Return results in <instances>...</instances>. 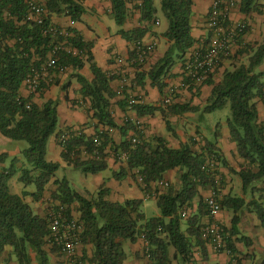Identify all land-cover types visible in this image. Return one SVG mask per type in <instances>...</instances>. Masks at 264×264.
Returning a JSON list of instances; mask_svg holds the SVG:
<instances>
[{
  "label": "trees",
  "instance_id": "1",
  "mask_svg": "<svg viewBox=\"0 0 264 264\" xmlns=\"http://www.w3.org/2000/svg\"><path fill=\"white\" fill-rule=\"evenodd\" d=\"M110 1L115 22L123 26L128 16V0ZM137 1L141 20L152 21L157 13L154 0ZM32 2L46 8L48 15L43 24L27 19ZM240 10L245 14L261 13L260 0H241ZM161 11L168 23L163 36L169 46L147 76L163 93L166 86L164 77L177 61L185 59L196 40L192 35L193 0H161ZM85 13L86 7L81 0H0V132L13 141L27 145L21 151L24 161L21 167H17L20 159L13 158L11 166L0 172V257L9 251L8 260H16L18 264H52L51 256L59 252V248L50 246L48 242L47 215L38 214L25 198L31 195L34 200H40L62 167L60 162L47 158L49 140L59 127L58 102L47 99L40 105L34 102L33 94L24 97L20 89L33 70H41L51 52L54 38L45 34L44 28L52 22V16H68L73 22H78ZM66 31L70 34L67 45L72 49L60 52L59 66L76 71L73 76L81 85L82 96L89 101L88 113H92L91 117L98 124L118 129L124 136L130 129L140 136L131 121L123 126L116 123L111 110V99L116 96L111 87L112 76L98 66L92 52L93 42L86 41L75 28L69 27ZM119 32L128 41L137 43L146 35L147 29L137 27ZM59 40L63 38L59 37ZM236 42L241 44L242 35ZM244 53L247 54V61L237 60L231 69L225 70L220 84L214 85L212 78L205 80L214 86L204 108L190 104L180 106L183 111L211 113L230 105L227 125L238 154L245 160V168L240 173L243 195L229 193L222 200L223 208L233 213L231 228L226 230V247L231 254L228 264H244L237 255L236 243H250L239 228L241 211L255 213L264 227V119L260 120L259 115V102H264V43L256 47L247 46L240 52L241 55ZM87 64L92 79L78 72ZM53 70L60 72L59 69ZM145 77L146 73H138L140 83L143 84ZM45 81H42L40 91L46 87ZM131 108L138 116L154 115L161 110L159 106L143 104H134ZM169 110L176 111L173 107ZM166 124L171 129L168 120ZM101 130L98 125L92 136L83 132L66 133L65 142L60 139L65 132H57L58 143L63 147L62 159L84 173L95 174L106 170L108 163L104 151L111 142V135L102 134ZM98 133L102 137L100 147L94 143ZM96 150H99L98 153ZM113 152L116 158L126 154V167L113 174L117 180L137 170L144 185L135 174L132 176L147 194L152 191V183L157 190L160 182L166 181L165 173L181 169L182 186L175 189L169 184L165 192L154 191L160 216L147 218L142 210L143 199H127L124 202L108 200L106 197L110 191L105 186L96 197L88 199L78 193L66 178L55 179L57 189L51 193L47 203L66 206L69 217L76 206L83 225L81 242L84 246H93L90 258L82 253V262L85 264L88 259L95 264H123L127 259L124 242H135L141 235L148 243L146 254L151 264H171V247L175 249L173 258L186 262L192 258L195 246H200L205 253L201 220L207 215L206 205L201 201L198 210L185 219V225L183 213L193 210L199 187L212 181L211 172L204 166L211 156L218 159L219 151L209 147L207 154L199 153L193 150L191 143L173 148L163 138H157L155 143L140 139L134 144L131 137L114 147ZM84 153L88 154L87 158H83ZM219 159L228 166L225 159ZM17 173H20L25 187L33 186L36 190L22 194L11 192L9 182ZM260 264H264V258Z\"/></svg>",
  "mask_w": 264,
  "mask_h": 264
},
{
  "label": "crops",
  "instance_id": "2",
  "mask_svg": "<svg viewBox=\"0 0 264 264\" xmlns=\"http://www.w3.org/2000/svg\"><path fill=\"white\" fill-rule=\"evenodd\" d=\"M86 7V13L82 20L73 22L68 16H52V22L67 29L69 27L75 28L86 41L93 42L92 52L98 66L109 76H112L111 87L116 93V96L111 99V110L116 123L123 126L128 120L136 125L140 132V136L135 133V130L130 129L128 135L124 136L118 129H115L111 135V142L105 147L106 161L108 168L99 173L91 174L84 173L68 165L62 159L63 147L58 143L57 132L61 133H76L83 132L87 136H92L96 133L97 126L103 129L105 126L98 124V121L91 117L92 113H88L89 101L84 99L80 92L81 85L73 76L75 70L70 69V73H61L51 70L46 77V87L43 91L38 93H31L26 85L21 87L20 92L24 97L33 94L34 102L43 104L47 99H53L58 102L59 127L55 135L51 137L48 143L47 158L51 161H58L66 170L69 169L83 172L81 177L83 180V187L78 185L73 188L88 199L96 197L98 191L105 186L109 188V194L106 199L111 201L124 202L127 199H143V206L148 199H154L157 203L156 195L146 194V192L139 186L138 183H133L131 178L137 170H133L130 174L117 180L114 178V172L120 170L121 167H126L125 162H120L116 159L114 154V147L119 145L125 138L138 137L140 139L154 142L157 138H163L166 144L173 148H179L184 143H191L193 150L199 153L207 154L209 147L215 148L219 151L218 163L216 167L210 169L212 181L206 186L199 187L198 195L194 199L193 211L198 210L199 203L202 201L206 205V199L212 191L222 193L224 195L231 193L232 195H243L242 180L240 173L245 168V160L240 157L237 152V145L231 139L228 126L222 127L223 120L211 129L214 133L211 138L207 137L203 132L205 130L206 118L208 113L200 111H183L180 106L190 104L204 108L208 99L211 96L214 85L220 84L223 78V73L227 69H231L233 65L239 60L246 62L247 54H240L243 48L247 46L256 47L264 43V0H260L261 13L252 12L245 14L240 10V1L233 0L235 4L229 8L228 20L232 24L238 22H245L248 26L247 30L242 34V42H234L230 52L221 55L218 67L206 80L212 78L214 85H209L206 81L194 82L187 75L184 68L185 61L197 49L208 46L213 32L208 26V16L211 12L214 0H193V15H192V35L196 40L195 46L184 60L177 61L170 69L169 73L164 77L166 86L163 93H160L157 86L152 84V80L147 76L151 67L161 58L166 52L169 43L163 36L168 26L164 30H159L163 24V19L157 9L156 17L152 21H142L139 10V2L137 0H128L127 19L123 26L114 27L112 11V3L110 0H81ZM156 6V0H154ZM163 14V13H162ZM161 17V18H160ZM164 17V15H163ZM110 18L113 22L107 21ZM158 20V24L156 21ZM165 20V17H164ZM166 22V20H165ZM167 24V22H166ZM137 27H144L147 29L146 35L141 40L144 44L155 43V50L144 65L132 64L129 60L133 59L136 54V43L128 41L119 32L120 28L125 31H131ZM161 39L164 40L165 46L160 50ZM123 58L124 61L120 63L118 58ZM264 68V66L262 67ZM88 79H92V73L89 65H85L83 69L78 71ZM146 73L143 84L139 82L138 73ZM125 79V80H124ZM170 98L171 102L164 104V99ZM135 99L137 104L159 106L161 110L154 115L138 116V114L127 105L128 100ZM175 108L172 112L169 108ZM260 120L264 119V102H259ZM166 120L169 121L171 129L168 128ZM59 134V133H58ZM23 145L22 143L13 141L5 137L0 132V172L9 168L12 164L13 158H19L17 167H21L23 159L21 157ZM85 152V151H84ZM88 154H83V158H87ZM225 159L228 166H225L219 159ZM120 158V157H119ZM121 159V158H120ZM67 168V169H68ZM182 170L173 169L165 173L164 180L170 182L175 189H180ZM54 177L52 182L47 186L51 193L57 189L54 184ZM66 178L70 184L71 180ZM61 179V178H59ZM75 180L74 177H71ZM74 182V181H73ZM54 184L53 187H50ZM74 184H76L74 182ZM31 186L25 187L23 192H34L36 189ZM152 189H156L155 183L151 184ZM155 191V190H154ZM44 193V196L36 201L31 195L26 196V201L29 202L33 209L40 215L45 216L47 213L49 197ZM152 192V191H151ZM151 211V215H145L147 218L160 216V208L158 204ZM144 210V209H143ZM151 210V209H150ZM72 216L80 221V213L73 209ZM241 219L239 228L242 236H247L250 239L249 245L244 242H237L238 257H240L244 264H260L264 258V227L255 213L248 211H241ZM207 215L204 216V219ZM232 212L223 208L216 217V221L224 228H231ZM236 237L234 236L233 239ZM147 241L142 235L135 241L126 240L124 242L127 259L123 264H151L146 255ZM206 252L203 253L200 246L194 247L191 264H228L231 260V254L227 250L216 251L210 245L205 244ZM49 248V247H48ZM92 245H81V253L85 252L87 258L92 256ZM9 251H6L0 257V264H18L16 260H8ZM7 256L5 257L4 255ZM58 254V252H57ZM54 253L51 256L52 264H68L65 257H60ZM85 264L91 263L88 259Z\"/></svg>",
  "mask_w": 264,
  "mask_h": 264
},
{
  "label": "built area",
  "instance_id": "3",
  "mask_svg": "<svg viewBox=\"0 0 264 264\" xmlns=\"http://www.w3.org/2000/svg\"><path fill=\"white\" fill-rule=\"evenodd\" d=\"M235 2L233 0H214L211 12L208 16V26L213 32L210 39V43L206 47L197 49L189 58L185 61L184 68L186 75L194 82H203L212 73H214L218 67L222 54H227L234 42L239 36H241L248 28L245 22H238L232 24L228 20V11ZM48 15L46 8L39 3L32 2L30 4L27 19L35 21L39 24H43L45 16ZM158 24V20L156 21ZM45 34H51L54 38L51 52L49 53L46 61L41 65V70H33L32 74L29 75L26 80V85L31 93H37L42 88V81H45V77L48 72L53 69H59L61 73H64L68 68L59 66L60 52L62 50H70L71 47L67 45V38L70 36L66 29L61 28L57 24L51 22L44 28ZM62 37L63 40H59ZM136 54L133 59L129 61L132 64L144 65L155 50V43L144 44L142 41L136 43ZM120 63L128 60L118 58ZM125 80V79H124ZM171 102L168 97L164 99V104ZM137 104L135 99L129 100V106L132 107ZM115 128L104 127L100 132L102 134L107 133L112 135ZM67 134L64 133L61 136L62 142L67 139ZM102 137L98 133L94 137V143L97 147L101 146ZM134 144L140 142V138L132 137ZM99 149V148H98ZM99 150H96L98 153ZM122 160H125L126 154L120 156ZM218 159L215 156H211L205 163L204 168L209 170L216 167ZM138 181L143 184L142 177L137 175ZM168 181L160 182V186H169ZM148 196L155 195L154 190L147 192ZM224 194L219 192H212L206 199V209L208 221L202 226V238L205 244L210 245L216 251L229 250L226 247V229L216 221V217L223 210L222 200ZM49 221V236L48 242L50 246L59 248V253L66 258L68 264H84L81 260V232L83 230L82 222L75 219L73 216L69 217L66 215V206L60 204L50 203L46 213ZM184 216L187 212L183 213ZM143 238L144 235H142ZM148 248H146V253ZM147 255V254H146Z\"/></svg>",
  "mask_w": 264,
  "mask_h": 264
},
{
  "label": "rangeland",
  "instance_id": "4",
  "mask_svg": "<svg viewBox=\"0 0 264 264\" xmlns=\"http://www.w3.org/2000/svg\"><path fill=\"white\" fill-rule=\"evenodd\" d=\"M156 9H158V11L160 12V16L162 17V19H163V24H162V26L159 28V30H164L165 28H166V26H168V23L166 24V22H165V20H164V17H163V14H162V11H161V0H156ZM160 17V18H161ZM107 21H109L110 23L111 22H113L114 21V26H113V28H112V31H114V27L115 26H118V27H121V26H119L116 22H115V20L113 19V21L110 19V18H107ZM115 28H117V27H115ZM120 30H121V28H120ZM119 30V31H120ZM164 46H165V43H164V40L163 39H161V44H160V50H162L163 48H164ZM70 69H72V68H69L65 73H67V74H69L70 73ZM230 115V105L229 104H227L223 109H219V110H216V111H213V112H211V113H208L207 114V118H206V123H208L207 125H204L206 128H205V130H204V134L207 136V137H209V138H211V135L214 133V131L211 129V127H212V125H213V129H214V125H216L217 123H219L220 121H221V119L223 120V126L222 127H226V126H228L227 125V118H228V116ZM226 125V126H225ZM228 129H229V127H228ZM24 147H26L27 145L25 144V143H23L22 144ZM118 161H120V162H124V160H122V159H120L119 157L118 158H116ZM65 168H66V170L63 168V167H61L58 171H57V177H59V178H64V177H67V178H69L70 180H71V185H73V186H76V185H78L79 187H83V180H82V176H83V172L81 173V171L79 172V171H76V170H74V169H69L67 166H65ZM68 168V169H67ZM71 177H74V179L75 180H72L71 179ZM131 178H132V180H133V183H138L135 179H134V177L133 176H131ZM76 183V184H74V182ZM170 183V182H169ZM9 184H10V190H11V192H13V193H17V194H19V193H21L22 192V190L24 189V184L22 183V181L20 180V173H17L14 177H12L11 178V180H10V182H9ZM53 185L54 184H51L50 185V187H53ZM170 186H172V185H170ZM33 186H31L30 188H32ZM158 189L157 190H155V192L156 193H159V192H165L168 188L167 187H164V186H160L159 185V187H157ZM50 190L51 189H47V192H46V194H47V196L49 197V199L51 198V195H50ZM212 192H214V191H212ZM212 194V193H211ZM210 194V195H211ZM49 199H47V202H49ZM157 203H156V201L154 200V199H148L147 201H146V204L142 207V210H143V212H146V214L147 215H151L152 214V212L151 211H155L154 210V208H156L157 207V205H156ZM77 208H76V206H75V209L74 210H76ZM151 209V210H150ZM187 212V215L185 216V217H183L184 218V220H183V224L185 225V219H187L192 213H194L195 211H193V210H189V211H186ZM232 216H233V213H232ZM208 221V218H205L204 219V217H202V220H201V222H202V224L204 225L206 222ZM6 252V251H5ZM4 252V253H5ZM174 252H175V249L173 248V247H171V264H191L192 263V258L188 261V262H186V261H182L180 258H173V254H174ZM193 252H194V250H193ZM3 253V254H4ZM2 254V255H3ZM56 254H57V252H56ZM57 255H60V257L62 258L63 256L58 252V254ZM5 257L7 256V254L6 255H4ZM193 257H194V255H193Z\"/></svg>",
  "mask_w": 264,
  "mask_h": 264
}]
</instances>
